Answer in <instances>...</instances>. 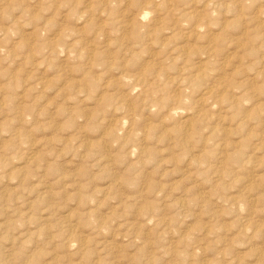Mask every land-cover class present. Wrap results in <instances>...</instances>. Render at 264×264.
<instances>
[{"label":"rangeland","instance_id":"obj_1","mask_svg":"<svg viewBox=\"0 0 264 264\" xmlns=\"http://www.w3.org/2000/svg\"><path fill=\"white\" fill-rule=\"evenodd\" d=\"M263 180L264 0H0V264H264Z\"/></svg>","mask_w":264,"mask_h":264},{"label":"bare ground","instance_id":"obj_2","mask_svg":"<svg viewBox=\"0 0 264 264\" xmlns=\"http://www.w3.org/2000/svg\"><path fill=\"white\" fill-rule=\"evenodd\" d=\"M88 5H89V4H88ZM189 9H191V8H189ZM194 11H195V10H194ZM185 12H186V11H185ZM188 12H189V11H188ZM191 12H192V11H191ZM194 14H195V13H194ZM189 15H191V14H189ZM138 16H139V15H138ZM138 16H135V18L137 17L135 20L138 19ZM157 16H158V15H157ZM158 17H159V16H158ZM155 18H157V17H155ZM157 19H158V18H157ZM137 21H138V20H137ZM140 22H141V21H140ZM148 22H149V21H148ZM136 23H137V22H136ZM138 23H139V22H138ZM138 23H137V24H138ZM146 24H148V23H146ZM155 24H156V23H155ZM133 25H135V24H133ZM144 25H145V24H143V27H144ZM136 27H137V25H136ZM157 27H158V26H157ZM145 29H146V28H145ZM103 30H104V29H103ZM137 30H138V29H137ZM194 30H195V29H194ZM194 30H192V32H193ZM103 32H104V31H103ZM106 32H107V31H106ZM192 32H190V33H191L190 35H192ZM156 33H158V32H156ZM158 34H159V33H158ZM154 35H156V34H154ZM145 36H147V35H145ZM142 37H143V36H142ZM146 38L148 39V37H146ZM146 38H144V39H146ZM144 39H142V40H144ZM135 43H136V42H135ZM141 44H143V43H141ZM140 46H141V45H140ZM145 46H146V45H145ZM132 47H133V45H132ZM138 47H139V46H138ZM143 47H144V46H143ZM181 47H183V46H181ZM140 48H141V47H140ZM140 48H139V49H140ZM181 49H182V51H183V48H181ZM181 49H180V50H181ZM137 50H138V49H137ZM174 51H176V50H174ZM177 51H178V49H177ZM182 51H181V52H182ZM184 52H185V50H184ZM153 53H154V52H153ZM177 53H178V52H177ZM150 55H151V54H150ZM150 58H151V57H150ZM199 63H200V62H199ZM198 65H199V64H198ZM203 67H204V66H203ZM198 68H201V67H198ZM198 68H197V69H198ZM121 76H123V75H121ZM124 76H125V75H124ZM176 77H177V76H176ZM125 78H126V77H125ZM182 78H183V77H182ZM126 79H127V78H126ZM174 79H175V78H174ZM184 79H185V78H184ZM192 79H194V78H192ZM177 80H179V78H178ZM177 80H176V82H178ZM180 81H181V80H180ZM183 81H184V80H183ZM192 81H193V80H192ZM194 81H196V80H194ZM174 83H175V82H174ZM190 83H191V82H190ZM194 83H195V82H194ZM153 84H154V83H153ZM179 84H180V83H179ZM181 84H182V83H181ZM181 84H180V85H181ZM185 84H186V83H185ZM177 85H178V84H177ZM177 85H176V86H177ZM183 85H184V84H183ZM191 85L194 86L193 83H191ZM191 85H190V86H191ZM192 86H191V87H192ZM153 87H154V86H153ZM151 88H152V87H151ZM156 88H157V87H156ZM163 88H165V85H164ZM163 88H161V89H163ZM185 88H186V87H185ZM188 88H189V86H188ZM209 88H210V87H209ZM211 88H212V87H211ZM211 88H210V89H211ZM183 89H184V88H183ZM183 89H181V90L179 89V91L182 92V91L186 90V89H184V90H183ZM189 89H190V88H189ZM200 89H202V88H200ZM146 91H147V90H146ZM148 91H149V90H148ZM148 91H147V92H148ZM158 91H160V90H158ZM199 91H200V90H199ZM199 91H197V92H199ZM142 92H144V91H142ZM160 92H161V91H160ZM160 92H159V93H160ZM164 92H165V91H164ZM181 92H180V93H181ZM185 92H186V91H185ZM185 92H184V93H185ZM209 92H210V90H209ZM209 92H208L207 89L204 88V89H202V92H201V93L207 95V93L209 94ZM144 93H145V92H144ZM150 93H153V92L151 91ZM154 93H155V92H154ZM163 94H164V93H163ZM182 94H183V93H182ZM185 94H186V93H185ZM143 95H144V94H143ZM161 95H162V94H161ZM180 95H181V94H180ZM221 95H222V94H221ZM140 96H141V95H140ZM144 96H147V95H144ZM154 96H155V95H154ZM154 96H153V98H154ZM159 96H160V95H159ZM177 96H178V95H177ZM178 97H180V96H178ZM181 97H182V95H181ZM199 97H200V96H199ZM209 97H210V98H213L212 96H209ZM209 97H205L206 100L209 99ZM149 98H150V97H149ZM200 98H201V97H200ZM200 98H198V99H200ZM222 98H223V97H222ZM156 99H157V97H156ZM161 99H163V98H161ZM177 99H178V98H177ZM225 99H226V98H225ZM154 100H155V99H154ZM180 100L182 101V98H181V99L179 98V101H180ZM206 100H204V101H205L204 103H206V102L208 101V100H207V101H206ZM143 101H144V100H143ZM151 101H152V100H151ZM161 101H163V100H161ZM161 101H160V102H161ZM149 102H150V100H149ZM158 102H159V99H158ZM198 102H199V100H198ZM198 102H197V103H198ZM200 102L202 103V101H200ZM152 103H154V102H152ZM161 103H162V102H161ZM166 103H167V102H166ZM183 103H184V102H183ZM197 103H196V104H197ZM204 103H203V104H204ZM146 104H147V103H146ZM159 104H160V103H159ZM196 104H195V105H196ZM151 105H152V104H151ZM156 105H157V103H156ZM156 105H154V106H156ZM164 105H165V104H164ZM172 105H173V103H172ZM175 105H176V104H175ZM181 105H183V104H181ZM187 105H188V104H187ZM191 105H192V102H191ZM152 106H153V105H152ZM193 106H194V105H193ZM201 106H202V104H201ZM148 107H150V106H148ZM159 107L161 108L162 106H159ZM172 107H174V106H172ZM181 107H182V106H181ZM183 107H186V108H187V106H184V105H183ZM203 107H204V106H203ZM197 108H198V107H197ZM197 108H196V106H195V109H197ZM147 109H148V108H147ZM158 109H159V108H158ZM170 109H171V108H170ZM175 109H176V108H175ZM177 109H178V108H177ZM190 109H191V108H190ZM193 109H194V108H193ZM193 109H192V110H193ZM161 110H162V109H161ZM164 110H165V109H164ZM166 110H167V109H166ZM168 110H169V109H168ZM178 110H179V109H178ZM187 110H188V109H187ZM192 110H191V111H192ZM202 110H203V109H202ZM146 111H148V110H146ZM173 111H174V110H173ZM175 111H176V110H175ZM185 111H186V110H185ZM195 111H196V110H195ZM200 111H201V110H200ZM148 112H149V111H148ZM197 112H198V111H197ZM187 113H188V111H187ZM189 113H190V112H189ZM189 113H188V114H189ZM199 113H200V112H199ZM168 114H170V113H168ZM168 114H167V116H168ZM196 114H197V113H196ZM171 115H172V114H171ZM201 115L204 116L203 114H201ZM193 116H194V114H193ZM196 116H197V115H196ZM196 116H195V117H196ZM198 116H199V115H198ZM198 116H197V118H198ZM172 117H173V115L171 116V118H172ZM180 117H181V116H180ZM200 117H201V116H200ZM200 117H199V118H200ZM181 118H182V117H181ZM183 118H184V117H183ZM203 118H204V117H203ZM203 118H202V119H203ZM206 118H207V117H206ZM168 119H169V117H168ZM175 119H176V117H175ZM189 119H190V118L188 117V120H189ZM171 121H174L173 118H172ZM186 121H187V120H186ZM194 121H195V120H194ZM110 122H111V121H110ZM120 122H121V121H120ZM174 122H175V121H174ZM187 122H188V121H187ZM108 123H109V122H108ZM181 123H182V122H181ZM184 123H185V121H184ZM120 124H121V123H120ZM189 124H190V123H189ZM110 125H111V124H110ZM186 125H187V124H186ZM115 126H116V125H115ZM115 126H114V127H115ZM175 126H176V125H175ZM178 126H179V125H178ZM178 126H177V128H178ZM183 126H184V125H183ZM188 126H189V125H188ZM121 127H122V125H121ZM121 127H120V128H121ZM120 128H118V130H119ZM153 128H154V127H153ZM173 128H174V127H173ZM177 128H176V129H177ZM187 128H188V127H185V128H183V129H187ZM200 128H201V127H200ZM113 129H114V128H113ZM147 129H148V128H147ZM150 129H151V128H150ZM183 129H182V130H183ZM190 129H191V128H190ZM204 129H205V128H204ZM116 130H117V129H116ZM122 130H123V129H122ZM124 130H125V129H124ZM187 130H188V129H187ZM187 130H186V132H185V133H187V134L183 133V134H185V135H189V136H187V138L185 137L186 139H188V138H190V136H192L191 134H188ZM193 130H194V129H193ZM113 131H114V130H113ZM120 131H121V129H120ZM179 131H180V130H179ZM183 131H184V130H183ZM188 131H190V130H188ZM194 131H195V130H194ZM199 131H200V130H199ZM115 132H116V131H115ZM117 132H119V131H117ZM121 132H122V131H121ZM127 132H128V131H127ZM177 132H178V131H176L175 133H177ZM191 132H192V131H191ZM201 132H202V131H201ZM113 133H114V132H113ZM147 134H148V133H147ZM196 134H197V133H196ZM202 134H203V133H202ZM114 135H115V134H114ZM118 135H119V134H118ZM173 135H174V134H173ZM173 135H171V136H173ZM176 135H177V134H176ZM176 135H175V137H176ZM203 135H204V134H203ZM115 136H116V135H115ZM129 136H130V135H129ZM179 136H181V135H179ZM193 136H194V135H193ZM200 136H201V135H200ZM116 137H118V136H116ZM119 137H120V136H119ZM122 137H123V136H122ZM177 137H178V135H177ZM120 138H121V137H120ZM171 138H172V137H171ZM183 138H184V136H183ZM185 138H184V139H185ZM116 139H117V138H116ZM181 139H182V138H181ZM181 139H179V140H181ZM200 139H201V138H200ZM179 140H178V141H179ZM189 140H191V138H190ZM201 140H202V139H201ZM172 141H173V139H172ZM182 141H183V140H182ZM184 141L186 142V140H184ZM187 141H188V140H187ZM115 142H116V141H115ZM189 142H190V141H189ZM198 142H201V141H198ZM207 142H208V140H207ZM202 144H204V143H202ZM206 144H207V143H206ZM217 145H218V144H217ZM133 146H134V145H133ZM180 146L182 147V146H184V144H182V145H180ZM187 146H188V145H187ZM192 146H193V145H192ZM198 146L200 147V145H198ZM202 146H203V145H202ZM189 147H190V146H189ZM203 147H204V146H203ZM193 148H194V147H193ZM197 148H198V147H197ZM205 148H207V147H205ZM134 149H135V148H133L132 150H134ZM138 149H139V148H138ZM144 149H145V148H144ZM194 149H195V148H194ZM203 149H204V148H203ZM135 150H136V149H135ZM152 150H153V149H152ZM181 150H182V149H181ZM192 150H193V149L191 148V151H192ZM206 150H207V149H206ZM145 151H146V150H145ZM199 151H201V149H199ZM199 151H198V153H200ZM204 151H205V150H204ZM130 152H131V151H130ZM130 152H128V153H130ZM147 152H149V148H148V151H147ZM185 152H186V151H185ZM194 152H195V151H194ZM137 153H138V152H137ZM144 153H145V152H144ZM144 153H143V154H144ZM151 153H152V152H151ZM153 153H154V152H153ZM205 154H206V153H205ZM29 155H30V154H29ZM191 155H192V154H191ZM191 155H190V157H191ZM198 155H199V154H198ZM203 155H204V152H203ZM203 155H202V156H203ZM196 156H197V155H196ZM190 157H189V158H190ZM203 157H204V156H203ZM129 158H130V157H129ZM189 158H188V161H189ZM196 159H197V158H196ZM196 159L194 158L193 161H197ZM199 159H200V158H199ZM186 162H187V161H186ZM196 163H197V162H196ZM196 163H194V164L196 165ZM188 164H189V162H188ZM191 164H192V161H191ZM191 164H190V165H191ZM194 164H192V166H193ZM198 164H199V163H198ZM198 164H197V165H198ZM186 165H187V164H186ZM199 165H200V164H199ZM186 167H187V166H186ZM196 167H199V168H200V166H196ZM207 168H209V167H207ZM189 169H190V166H189ZM192 169H193V168H192ZM184 171H185V169H184ZM190 171H191V170H190ZM197 171H199V170H197ZM206 171H208V170H206ZM186 172H187V171H186ZM192 172H193V171H192ZM184 173H185V172H184ZM251 173H252V171H251ZM182 174H183V173H182ZM249 176H250V175H249ZM246 177H247V176H246ZM251 177H252V176H251ZM253 177H254V176H253ZM248 178H249V177H248ZM246 179H247V178H246ZM249 180H252V179H249ZM263 181H264V180H263ZM246 182H247V181H246ZM146 219H147V218H146ZM184 233H185V232H184ZM161 234H162V233H161ZM159 235H160V234H159ZM71 238H72V237H71ZM182 238H183V237H182ZM221 244H223V243H221ZM218 255H219V254H218ZM223 258H224V257H223ZM210 263L212 264L213 262H209V264H210ZM199 264H200V263H199Z\"/></svg>","mask_w":264,"mask_h":264}]
</instances>
